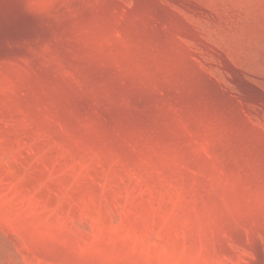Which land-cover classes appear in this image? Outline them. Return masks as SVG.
Listing matches in <instances>:
<instances>
[{
  "label": "rangeland",
  "instance_id": "1",
  "mask_svg": "<svg viewBox=\"0 0 264 264\" xmlns=\"http://www.w3.org/2000/svg\"><path fill=\"white\" fill-rule=\"evenodd\" d=\"M0 264H264V0H0Z\"/></svg>",
  "mask_w": 264,
  "mask_h": 264
}]
</instances>
